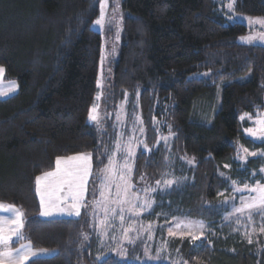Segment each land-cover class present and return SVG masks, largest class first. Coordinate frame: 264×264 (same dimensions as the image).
<instances>
[{
  "label": "trees",
  "instance_id": "obj_1",
  "mask_svg": "<svg viewBox=\"0 0 264 264\" xmlns=\"http://www.w3.org/2000/svg\"><path fill=\"white\" fill-rule=\"evenodd\" d=\"M219 5L122 0L119 55L109 64L104 106L110 111L127 95L128 114L140 116L150 149L134 159V192L177 181L156 191L145 217L170 264H264V218L224 220L238 200L234 186L264 183V158H240L245 148L264 153V141L247 138L239 119L264 110V46L237 43L246 27L229 22ZM233 10L261 18L264 0H235ZM98 13L96 0H0V66L18 84L17 93L0 99V202L25 214V239L14 244L50 253L26 264H132L101 257L92 207L77 219L45 220L36 195L35 178L52 171L57 157L91 154L90 205L106 164L110 141L87 123L102 47L91 29ZM160 136L170 140L158 142ZM178 217L203 220L207 236L167 235V222Z\"/></svg>",
  "mask_w": 264,
  "mask_h": 264
},
{
  "label": "rangeland",
  "instance_id": "obj_2",
  "mask_svg": "<svg viewBox=\"0 0 264 264\" xmlns=\"http://www.w3.org/2000/svg\"><path fill=\"white\" fill-rule=\"evenodd\" d=\"M98 2L99 7V13L95 20L100 16V3L99 0H96ZM220 2V8L224 9L227 13L224 14L225 18L229 22H238L243 24L246 27V33L237 39V43L241 45H259L264 46V41L256 40L253 43H246L241 38L242 37H248V36H258L261 33H264V24L260 23H254L258 18L257 17H250L247 15L237 14L236 12L231 11L229 12L227 8V4L229 0H219ZM123 10H122V0H107V8L105 10V20L102 26L94 25V21L91 24V29L95 32H98L101 35V41H102V47H101V54L99 59V65H98V78L100 86H97L96 82V94L94 97L93 105L96 106V114L98 116V122H90L87 118V123L89 125L95 126V129L97 130V135H103L105 134L108 141H110V150L108 151V155L106 158V165L109 164V157H111L115 161L117 176L116 180L119 181V173L122 168V166L125 164V161L127 159V162L130 164L132 171L134 166V159L138 153V151H144L148 152V150L145 149L144 145L146 144V130L143 126V123L141 122L140 116H138L136 113H130L128 114V97L125 96V99L123 102H120L114 109H110V111L106 110V107L104 106L105 103L110 102L111 97L106 96L107 92H104L107 90L108 81L110 77V70H109V64L112 60L117 59L119 55L120 45H121V31H122V25H123ZM229 16H232V19H229ZM261 20H264V17L259 18ZM206 76V75H201ZM200 77V76H197ZM15 81L12 79H6L5 73L3 74L2 79H0V85L3 86L5 90L9 87V82ZM17 88L15 91L9 92L8 95L0 97V99H4L7 97H10L17 93L18 91V84L15 81ZM221 86H218V99H220V93H221ZM109 92V91H108ZM90 108V109H91ZM132 111V110H131ZM107 113V114H106ZM110 114V116H109ZM244 116V115H242ZM249 115L245 116V118L242 120L241 116L239 117L240 122H246L248 128L255 129L257 127L256 121L258 119L264 118V110L262 113L255 117H251V119L248 118ZM109 127V130H108ZM143 129V132L141 131ZM244 129V134L247 138L251 139L252 141L259 143L263 142L260 139H256L246 133ZM161 137H168V140H170L169 136H160L158 138V142L164 141L161 139ZM167 140V141H168ZM143 141L144 143H141ZM166 141V142H167ZM118 145L120 146L118 149ZM131 146V148L135 151V156L128 159L127 157V148L128 146ZM149 149V146H148ZM256 153H262L261 151H255ZM77 155V154H75ZM71 155V156H75ZM243 157H253V156H247L246 153L243 152ZM255 157H262L264 158V155H257ZM243 160V159H242ZM92 165V163H91ZM104 166V167H105ZM103 167V168H104ZM102 168V169H103ZM264 168V165L262 166ZM132 171L131 174L128 176V182L132 183ZM93 172V171H92ZM262 176L264 178V173H262ZM101 171L97 173V182L94 183L96 186L95 188V195L92 194V202L94 199L98 200L100 199V186H101V179L98 177H102ZM89 176V182L87 184V191L86 196L88 195V186L91 182V177ZM164 182V181H163ZM163 182L161 183V187H163ZM255 186V185H254ZM249 186V187H254ZM148 186H142L140 189L142 190L140 193L134 192L132 189V194L140 197V202L143 201L144 198L150 199L153 201V206L156 204V192L153 193H146L143 191L144 188ZM235 188H241L243 189L244 186H234ZM233 189V191H234ZM106 195L110 193L115 194L116 187L113 185L110 189L105 188L104 189ZM236 195H238V200L235 205L232 204L229 212L224 216V220H228L232 217H235L237 215H241L239 213L233 214L234 207H240L241 206V198L248 199L250 196H254L255 193H250L247 190L241 191V192H235ZM66 195V194H64ZM111 199V197H110ZM233 199H230L229 202H233ZM88 202V201H87ZM90 202V205H92V202ZM89 205V207H91ZM110 207H117V205L110 204ZM126 211L124 213L125 219L123 223H121L119 216L117 215L114 219L111 220V223L113 227L107 229V234L103 235L101 238V235L98 234L97 229L95 227V224L98 223L97 220H95L92 216V211L89 213V216H91V223L92 227L95 228L96 233L99 238V249L102 252L101 257H108V256H114L119 258L120 260L128 261L132 264H168L166 262V259H168L169 254L164 246L163 243H161V240L159 238L155 237V230L154 226L150 224L148 220H146V216L150 213L152 210L149 209L147 211H140V215H134L131 212L127 211V208L129 205H124ZM247 213V212H246ZM231 214V215H230ZM65 215H59L56 217H61ZM104 216L103 210H100L99 217L102 219ZM44 217V216H42ZM75 217V216H74ZM230 217V218H229ZM8 218H14V216H9ZM48 218V217H44ZM145 220H144V219ZM189 221L192 222H200L204 225V228L196 229L195 235L201 236V231L203 232L202 237L207 236V224L203 220L199 219H190V218H173L169 220L167 223V227L165 229L166 234L169 235V231H173L176 233V235H169L179 238H190V236L187 235L189 232V229L185 228L183 226L184 223H187ZM177 224H180L181 226L178 228L176 227ZM123 228H131L133 229L130 231L127 236L124 235L122 229ZM115 237V239H113ZM191 239V238H190ZM17 239H13V242L10 243V247H12V244L15 243ZM131 241V242H130ZM22 243H18L14 246L13 249L18 248L21 246ZM115 250V251H114ZM147 251L148 255L152 257H159L158 259H148L145 255V252ZM48 253L47 251H45ZM131 254H130V253ZM40 253V252H39ZM121 253H126L121 254ZM49 256V253L47 254ZM140 257V259H136V257ZM170 264V263H169Z\"/></svg>",
  "mask_w": 264,
  "mask_h": 264
},
{
  "label": "snow or ice",
  "instance_id": "obj_3",
  "mask_svg": "<svg viewBox=\"0 0 264 264\" xmlns=\"http://www.w3.org/2000/svg\"><path fill=\"white\" fill-rule=\"evenodd\" d=\"M100 3V16L93 22L94 25L102 26L105 20V10L107 8V0H99ZM235 0H229L227 8L229 12L233 11ZM232 16H229V19H232ZM254 23L264 24V20L257 19ZM246 43H253L256 40L264 41V33L259 34L258 36H248L241 38ZM5 69L0 66V79H2ZM207 75V73H205ZM97 86H100L99 80L97 81ZM17 85L15 81L9 82V87L7 90L0 85V97L6 96L9 92L15 91ZM241 116L243 120L245 116ZM251 119V117H248ZM88 120L90 122H98V116L96 114V106L93 107L88 112ZM257 127L255 129L248 128L245 129L246 133L256 139L264 141V118L258 119L256 121ZM143 132V129H141ZM171 135V132H170ZM165 142L168 140V137H161ZM141 143H144L141 141ZM118 145V149H119ZM145 149H148L147 144L144 145ZM244 153L247 156H257L264 155V153L249 152L248 149H243ZM103 155V153L101 154ZM135 156V151L129 145L127 148V157L128 159ZM241 159H246V157H240ZM92 155L80 153L75 156L68 157H57L56 159V169L52 172H44L42 175H39L35 178L36 183V193L40 197V215L44 217H53L59 215H69L79 217L81 215V208H87L89 205L85 202L84 194L87 191V184L89 182V176L92 175V165H91ZM192 163V161H189ZM227 167V165H225ZM103 174L101 179L100 186V199H94L92 202V216L98 223L95 224L97 232L101 235L107 234V229L113 227L111 220L114 219L117 215L121 223L125 219V207L124 205H129L127 208L128 212H131L134 215H140V211H147L152 208L153 201L147 198H144L140 202V197L132 194V189L134 185L128 182V176L131 174L132 168L130 164L125 161V164L122 166L119 173V181L117 182L116 176V166L115 161L109 157V164L106 165L103 169L100 170ZM260 172L264 173V168L260 169ZM255 175V174H253ZM143 180L144 177H141ZM177 181L175 180H165L163 182V187H161V181H156V186H148L143 189L146 193H153L157 190H166L171 188ZM235 183V182H234ZM113 185L116 187L115 194L109 192L106 195L104 189H110ZM247 190L250 193H255L254 196H250L248 199L241 198V206L234 207L233 214L239 213L241 215L247 212L249 220H251L252 215L259 214L264 218V183L257 182L254 187H249L245 184L244 188H235V192H241ZM66 195H58L57 193H65ZM95 195V189L93 190ZM111 197V199H110ZM227 203V201H225ZM110 204L117 205V207H110ZM0 210L4 212H10L14 214V218H4L0 217V264H25L31 257L38 255L37 252L31 250V246L21 244L19 248H11L10 243L13 242L15 237L17 240H24L22 229L25 227L24 213L15 208L14 205H5L3 202H0ZM100 210H103L104 216L101 219L99 217ZM231 215V214H230ZM230 218V217H229ZM180 224H177L176 227H180ZM183 226L189 229L187 233L190 236L192 241L199 240L203 235L201 231V236L195 235L196 229H203L204 225L200 222L189 221L184 223ZM131 228H123L122 231L125 236L132 231ZM261 231L264 232V228H261ZM83 235V234H82ZM169 235H176L175 232L169 231ZM85 240L88 239L87 235H83ZM115 239V237H113ZM131 242V241H130ZM251 243V239L248 240ZM115 251V250H114ZM45 250L41 249L40 253H44ZM125 254L126 253H121ZM145 255L148 259H158L159 257H152L148 255L147 251ZM99 260L100 257L98 256ZM140 259V257H136ZM182 264H188L187 261H183Z\"/></svg>",
  "mask_w": 264,
  "mask_h": 264
},
{
  "label": "crops",
  "instance_id": "obj_4",
  "mask_svg": "<svg viewBox=\"0 0 264 264\" xmlns=\"http://www.w3.org/2000/svg\"><path fill=\"white\" fill-rule=\"evenodd\" d=\"M92 163V162H91ZM55 169H56V162H55V167H54V169L52 170V171H55ZM52 171H50V172H52ZM58 195H61V196H63L64 194H66V192L65 193H57ZM36 195H37V193H36ZM86 192H85V194H84V198H85V201H86ZM37 199H38V202H39V206H40V197L37 195ZM5 205H9V204H5ZM15 208H17V207H15ZM18 209V208H17ZM82 209H83V207L81 208V212H82ZM40 215V214H39ZM9 216H14V214L13 213H10V212H4L3 210H0V217H4V218H8ZM40 217L42 218V219H45V220H50V219H61V218H74V219H77V218H79V217H74V216H69V215H65V217L64 216H61V217H56V216H53V217H48V218H44V217H42L41 215H40ZM13 239H16L15 237L13 238ZM19 243H22V244H24V245H29V243L28 242H24V241H21V242H19ZM18 244V243H17ZM17 244H12V247L14 248V246L15 245H17ZM31 246V245H30ZM11 247V248H12ZM19 248V247H18ZM31 250L32 251H34V252H37L38 253V255H36L35 257H31L28 261H30V260H32V259H34V258H37V257H43V256H47V254L48 253H46V252H44V253H39L40 252V250H36V249H33L32 248V246H31ZM50 254V253H49ZM28 261H26L25 262V264L28 262Z\"/></svg>",
  "mask_w": 264,
  "mask_h": 264
}]
</instances>
